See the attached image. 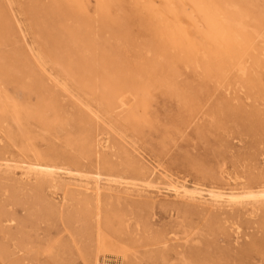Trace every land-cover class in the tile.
<instances>
[{"label": "rangeland", "instance_id": "374dc122", "mask_svg": "<svg viewBox=\"0 0 264 264\" xmlns=\"http://www.w3.org/2000/svg\"><path fill=\"white\" fill-rule=\"evenodd\" d=\"M193 1L219 16L205 28L188 5L179 18L220 48L178 40L155 0H0V156L164 187L264 186V0ZM17 174H0V264H264V205L97 198Z\"/></svg>", "mask_w": 264, "mask_h": 264}, {"label": "bare ground", "instance_id": "6f19581e", "mask_svg": "<svg viewBox=\"0 0 264 264\" xmlns=\"http://www.w3.org/2000/svg\"><path fill=\"white\" fill-rule=\"evenodd\" d=\"M155 1H156V5L160 9H163L164 11L166 9H170L171 7H169V6H172V8H171L172 10H170V11H172L173 17L175 20V23L173 24V31H174V34L178 40L189 41L191 43V45H193V44L198 45L199 44L198 46H200V48H202L204 50L210 49V51L215 46H216V48L218 46L220 48L223 45L218 34L213 33V32L210 34H206L205 31L203 32L202 36L200 35L201 39H200L199 43H197L194 40L195 37L193 36L192 31L186 26L185 22H183V20H181L179 18L180 7L181 6H182V8H183V6L188 7V5H189L193 10L192 14H194L195 17H199L201 20L204 19L203 24H204L205 28H208V21L204 17H206L207 19L212 21V17L210 16V14L213 15L214 18H216L217 15L219 16L217 9H215V8L212 9L213 12H215L217 15L214 14L213 12L206 13V11H202V9H200V7H198V4L200 3V1L198 2V0H196L198 2V4L193 0H155ZM214 4H217V3H214ZM220 7H221V5H220ZM232 7H234V6H232ZM211 8L212 7H210V9ZM221 8H222V10H224V12L228 11V8L226 7V5L222 6ZM229 8L231 9L230 6H229ZM226 13L224 15H226ZM245 19H246V17H245ZM225 20H226V18H225ZM239 20L244 22V17L243 18L239 17ZM235 25H236V23H235ZM222 26H223V28H225L224 24H221V27ZM241 26H242V24H241ZM199 28H201V27L199 26ZM237 28H238V26H237ZM241 34H243V33H241ZM243 36H244V34H243ZM247 38L248 37H246V39ZM180 44H182V43H180ZM234 67H235V65H234ZM237 68H238V72L242 76L245 77L247 75L248 66L244 62L238 63ZM131 73L132 72H130V74ZM127 93H129V92H127ZM122 105L124 107L126 104H124L122 102ZM97 146L100 149L108 150L110 148L108 138L98 140ZM4 172L7 174L14 175V176H15V174L19 173L21 175V177L27 181L40 180L42 178H46L49 181L50 187L53 191H58L60 189V186H62V184L69 187L71 185L70 182L76 184L77 186H79L80 188H83V189L94 188V189H96V194L98 196L97 198H100L101 190L103 189V187H107L109 190H112L113 188H115V190H126V191H124L125 193H127L129 191L136 190L138 193L140 192L139 194H141V192L142 193H149V194H153L155 197H167L166 194H169L172 197H174L176 200H180V201H184V202H192V203H195V204L200 205V206L211 207V208H215L218 210H224V209L225 210H227V209L228 210H231V209L235 210L236 208L238 209V208H246V207H250L253 210H255L258 206L264 205V186H258L256 188L252 189V188L244 186L242 183L238 182L237 179L234 180L235 184L233 186L228 185V186H222L221 187V186L212 185L210 187L209 186L206 187V186H203L200 184L190 185L184 181H174L173 184H168L167 187H164L162 185L164 183H162V184L160 183L158 185H155V184H152L151 181H141V180L126 181V180H122L121 178H117L114 176L104 175L100 172L88 173V172H85V171L80 170V169L78 170V169H72V168H68V167H64V166H57V165H53V164L43 163V162L36 161V160L35 161H27V160L16 161L14 159L3 158L2 156H0V174L4 173ZM164 174H165L166 178H170V176L166 172ZM63 177H65L67 179V181H62ZM97 200H98L97 203H99L100 199H97ZM109 201H111V200H109ZM134 210H135V208H134Z\"/></svg>", "mask_w": 264, "mask_h": 264}]
</instances>
